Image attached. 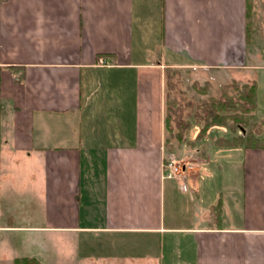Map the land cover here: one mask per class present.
<instances>
[{"label":"crops","instance_id":"obj_1","mask_svg":"<svg viewBox=\"0 0 264 264\" xmlns=\"http://www.w3.org/2000/svg\"><path fill=\"white\" fill-rule=\"evenodd\" d=\"M258 44L264 0L1 1L0 264H264V149L164 146L170 60L264 70ZM251 78L264 120V73ZM183 154L194 190L173 181L192 202L201 164H239L192 224L163 177Z\"/></svg>","mask_w":264,"mask_h":264},{"label":"rangeland","instance_id":"obj_2","mask_svg":"<svg viewBox=\"0 0 264 264\" xmlns=\"http://www.w3.org/2000/svg\"><path fill=\"white\" fill-rule=\"evenodd\" d=\"M256 48L260 54H264V44H258V47ZM170 61L175 64L164 69V119L169 116L170 126L173 130L172 133H169L165 129L164 146L167 148V152L172 154L178 149H181L183 150V153L186 154L187 149L199 147V142H202L206 138H210L216 142L220 141V139H217L218 137L225 139L231 138V144H242L244 137L249 133L261 137L264 136V120L255 118L252 112L251 118L248 119V124H246L243 129H240L239 126H233L234 124L228 120L226 127L212 126L208 129L204 138L201 140H195L196 134L205 123L203 114L204 103L210 101L211 99L223 98L224 94L226 98L234 99L236 92L231 88L234 81L238 84H242L240 82L241 80L243 82L250 81L252 79L251 77H253L256 81V76L264 73V70H260L258 68L243 71L202 69L197 66L184 63L181 59H174ZM262 62H264V57L263 59L260 58L259 60H253L252 64L256 67L261 65ZM246 118H248V116ZM178 119H181L184 122H189L190 124L186 138L182 142H178L174 137L175 133L178 130H181L176 124ZM229 126H233L234 129L231 130ZM207 142L209 141H203L202 143L207 146ZM211 144L212 147L216 145L215 142H211ZM185 154H183L184 156L176 157L175 163L179 169V175L185 177L187 187L194 190L191 183L187 182V179L189 174L191 175L195 173L194 166L196 165L191 166V164H197V161L194 159V161L190 162ZM211 158L212 159L209 165L203 163L201 164V167H199V177L197 182L200 185V190L197 191L196 202L191 201L189 193L180 192L176 182L173 181L175 179L166 178L163 170V177L165 179H172L169 183H171L170 189L175 194L178 202L176 215L183 223H194L192 219L194 217V213L196 212H199L198 214H201L202 218L208 215L207 210L204 211L202 208L206 203L212 202L214 191L236 179L234 172L230 175H222V170H228L229 168H236L239 166L233 156L227 157L216 154V156ZM164 160H167V158H164ZM198 201L201 202V206H199L200 210L196 209V203ZM167 214H171V208H169L168 202H165V215ZM162 242L163 241L160 240L159 247L161 248L164 247L162 246Z\"/></svg>","mask_w":264,"mask_h":264},{"label":"trees","instance_id":"obj_3","mask_svg":"<svg viewBox=\"0 0 264 264\" xmlns=\"http://www.w3.org/2000/svg\"><path fill=\"white\" fill-rule=\"evenodd\" d=\"M231 88L236 92L234 99L226 98L224 94L223 98L211 99L204 103L203 114L205 123L196 134L195 140L204 138L208 129L212 126L226 127L228 120L234 124L233 126H239L240 129H243V127L248 124V119L251 118V113L254 111L256 105V84L254 81L242 84H238L234 81ZM247 116L248 118H246ZM164 122L165 129L169 133H172L173 130L170 126L169 116L164 119ZM176 124L181 130H178L174 137L178 142H182L186 138L190 124L181 119H178ZM233 126H229V128L233 130ZM242 144L249 148L264 149V136L261 137L249 133L244 137ZM220 204V200L218 199L215 205L211 206V212L215 219H217L220 214ZM14 264H39V262L34 258H18L14 260Z\"/></svg>","mask_w":264,"mask_h":264},{"label":"built area","instance_id":"obj_4","mask_svg":"<svg viewBox=\"0 0 264 264\" xmlns=\"http://www.w3.org/2000/svg\"><path fill=\"white\" fill-rule=\"evenodd\" d=\"M3 0H0V2ZM162 168L164 170V175L166 178H174L180 189L186 191L187 190V183L184 176L179 175V169L175 163V159H167L162 165Z\"/></svg>","mask_w":264,"mask_h":264}]
</instances>
